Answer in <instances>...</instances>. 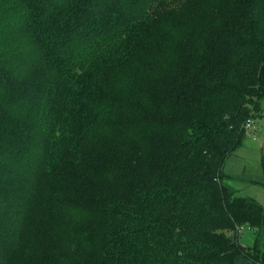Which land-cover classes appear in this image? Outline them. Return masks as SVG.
Segmentation results:
<instances>
[{
  "label": "trees",
  "instance_id": "1",
  "mask_svg": "<svg viewBox=\"0 0 264 264\" xmlns=\"http://www.w3.org/2000/svg\"><path fill=\"white\" fill-rule=\"evenodd\" d=\"M263 115L264 0H0V264H264Z\"/></svg>",
  "mask_w": 264,
  "mask_h": 264
},
{
  "label": "rangeland",
  "instance_id": "2",
  "mask_svg": "<svg viewBox=\"0 0 264 264\" xmlns=\"http://www.w3.org/2000/svg\"><path fill=\"white\" fill-rule=\"evenodd\" d=\"M263 156L264 115L254 121L243 145L228 158L225 172L233 178L224 179L237 190V194L253 197L264 206V185L260 182L263 175ZM255 237L254 230L240 232V240L243 244H253Z\"/></svg>",
  "mask_w": 264,
  "mask_h": 264
},
{
  "label": "built area",
  "instance_id": "3",
  "mask_svg": "<svg viewBox=\"0 0 264 264\" xmlns=\"http://www.w3.org/2000/svg\"><path fill=\"white\" fill-rule=\"evenodd\" d=\"M254 121L253 120H248L246 123V128L248 130H250L253 127ZM243 230H251V228L249 226H238L237 227V232L240 234V232H242Z\"/></svg>",
  "mask_w": 264,
  "mask_h": 264
}]
</instances>
